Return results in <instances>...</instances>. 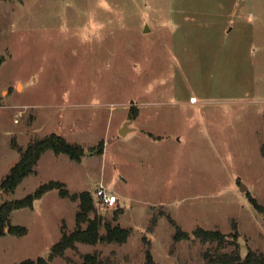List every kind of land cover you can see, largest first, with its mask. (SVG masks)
Segmentation results:
<instances>
[{"label": "rangeland", "instance_id": "obj_1", "mask_svg": "<svg viewBox=\"0 0 264 264\" xmlns=\"http://www.w3.org/2000/svg\"><path fill=\"white\" fill-rule=\"evenodd\" d=\"M0 58V183L21 157L15 142L55 132L84 147L79 161L47 150L0 200L61 180L92 193L101 233L130 229L125 242L53 255L80 209L53 188L12 212L28 231L0 236V264H81L88 252L110 264H220L205 252H264L252 201L264 205V0H0ZM102 184L118 202H99ZM197 227L236 242L203 241Z\"/></svg>", "mask_w": 264, "mask_h": 264}, {"label": "trees", "instance_id": "obj_2", "mask_svg": "<svg viewBox=\"0 0 264 264\" xmlns=\"http://www.w3.org/2000/svg\"><path fill=\"white\" fill-rule=\"evenodd\" d=\"M2 58H0V63ZM20 153V159L11 167L10 172L0 183V190L12 192L28 175L36 172V165L42 155L49 149L56 153H66L74 160H81L84 153V147L76 142H70L66 137L58 133H49L44 136L32 138L26 147L15 142L13 144ZM57 188L63 197L73 200H80V209L77 212V227L68 232L64 230L62 237L52 248L53 255H62L70 247H76L77 242L92 243L98 242H125L127 241L130 229L118 224L107 223V232L101 233L103 217L97 213L92 217L90 212L96 210V205L92 193L88 190L72 193L61 180H49L42 183L35 191L26 196L14 200H0V236L11 232L14 234H25L28 231L27 226L13 224L11 221L12 212L15 209L24 207H33L37 198L43 196L50 189ZM256 207L264 214V205L256 198H252ZM87 225L84 226V223ZM194 235L203 239V241H218L220 245L227 242H236L232 236L237 237V233H225L220 229H209L197 227L193 231ZM178 238L189 237V232L179 230L176 234ZM238 246V243H236ZM208 260L220 264H264V252L249 249L246 255H242L238 247L233 250L212 253L210 250L205 252ZM17 264H49L48 258L39 256L37 258H27ZM81 264H110L97 253L88 252L84 255V261Z\"/></svg>", "mask_w": 264, "mask_h": 264}, {"label": "built area", "instance_id": "obj_3", "mask_svg": "<svg viewBox=\"0 0 264 264\" xmlns=\"http://www.w3.org/2000/svg\"><path fill=\"white\" fill-rule=\"evenodd\" d=\"M197 97L192 98V101ZM96 197L101 204L110 205L118 202L119 197L113 191L108 190L103 184L98 188Z\"/></svg>", "mask_w": 264, "mask_h": 264}, {"label": "water", "instance_id": "obj_4", "mask_svg": "<svg viewBox=\"0 0 264 264\" xmlns=\"http://www.w3.org/2000/svg\"><path fill=\"white\" fill-rule=\"evenodd\" d=\"M130 128L128 127V125L126 124L125 126H124V128H122V130H121V132L124 134V133H126L127 132V130H129ZM243 188H245V187H243ZM48 256V255H47Z\"/></svg>", "mask_w": 264, "mask_h": 264}, {"label": "bare ground", "instance_id": "obj_5", "mask_svg": "<svg viewBox=\"0 0 264 264\" xmlns=\"http://www.w3.org/2000/svg\"><path fill=\"white\" fill-rule=\"evenodd\" d=\"M197 100V98L196 99H194V101H196Z\"/></svg>", "mask_w": 264, "mask_h": 264}]
</instances>
